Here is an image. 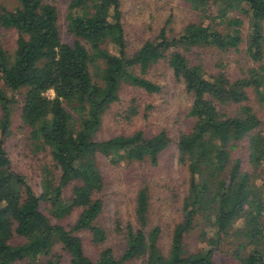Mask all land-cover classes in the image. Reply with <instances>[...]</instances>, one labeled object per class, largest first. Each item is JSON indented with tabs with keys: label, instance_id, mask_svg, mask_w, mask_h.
I'll use <instances>...</instances> for the list:
<instances>
[{
	"label": "trees",
	"instance_id": "obj_1",
	"mask_svg": "<svg viewBox=\"0 0 264 264\" xmlns=\"http://www.w3.org/2000/svg\"><path fill=\"white\" fill-rule=\"evenodd\" d=\"M16 1L14 8L0 1V264H218V252L233 264H264V0H184L200 20L175 35L165 26L131 54L120 0H68L72 43L61 38L56 4ZM4 31L16 34L14 50L4 45ZM196 47L242 53L251 66L208 71L185 53ZM166 56L193 99L194 124L177 142L188 172L181 219L164 251L142 186L134 220L116 223L120 253L108 246L91 256L83 233L96 244L108 240L99 222L101 158L156 163L172 142L165 130L103 140L98 131L124 83L161 90L146 74ZM21 96L30 140L50 149L59 172L45 168L40 194L13 169L5 145ZM14 234L23 241L12 243ZM190 239L202 246L193 248Z\"/></svg>",
	"mask_w": 264,
	"mask_h": 264
},
{
	"label": "rangeland",
	"instance_id": "obj_2",
	"mask_svg": "<svg viewBox=\"0 0 264 264\" xmlns=\"http://www.w3.org/2000/svg\"><path fill=\"white\" fill-rule=\"evenodd\" d=\"M0 1L9 8L17 6L16 0ZM49 1L58 7L62 40L72 43L74 36L68 30L67 20L68 0ZM120 2L128 41L127 49L130 54L139 49L146 40L156 37L163 27H167L169 35H175L182 32L188 23L201 18L184 0H120ZM210 12H216L215 6ZM248 25L249 22L246 20L245 26ZM1 39L4 45L14 50L16 40L14 32L4 31ZM185 53L191 61L202 64L208 71L218 72L221 65H224L227 71L235 74L251 66L250 60L244 54L222 51L215 47H196ZM146 77L158 83L161 90L149 93L138 86L124 83L119 90V100L105 113L97 138L103 140L137 130L153 135L165 130L172 138V142L160 154L156 163L144 160L114 164L108 158H101V169L106 183L100 193L104 200V208L99 216V222L107 229L108 240L104 244H96L92 242L88 232L83 233L86 251L91 256H96L102 248L108 246L120 253L123 239L116 230V223L120 221L124 225L134 220L135 197L142 186L149 189L150 219L152 224L162 228L161 245L164 251L168 250L172 230L181 219L183 201L188 188V172L179 161L177 142L181 134L189 131L194 124V119L188 115L193 99L187 92L185 83L175 75L168 56L154 64ZM2 85L3 81L0 78V86ZM47 95L54 97L55 92L49 90ZM22 104L21 96L19 103L14 106L13 133L7 137L5 145L13 169L25 175L35 192L40 194L45 168L49 167L51 171H55L56 167L50 149L40 147L30 140V129L23 124L21 117ZM55 172L59 174L58 170ZM71 191L72 188L69 187L67 197ZM42 204L43 208L47 209L46 203ZM45 212L50 214L48 210ZM10 241L18 243L22 242L23 238L14 234ZM189 243L193 248L202 246L194 239H190ZM232 261L225 252L217 253L218 264H233Z\"/></svg>",
	"mask_w": 264,
	"mask_h": 264
}]
</instances>
